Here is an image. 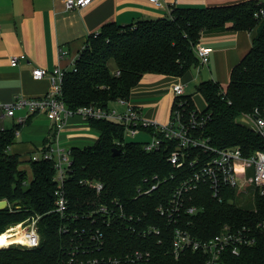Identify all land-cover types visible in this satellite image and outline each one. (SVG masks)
Wrapping results in <instances>:
<instances>
[{
	"label": "trees",
	"instance_id": "16d2710c",
	"mask_svg": "<svg viewBox=\"0 0 264 264\" xmlns=\"http://www.w3.org/2000/svg\"><path fill=\"white\" fill-rule=\"evenodd\" d=\"M261 7L264 4L255 2L196 8L175 6L169 17L161 19L124 26L106 23L98 33L88 36L75 60V68L65 75L64 101L72 109L89 104L108 107L118 98L129 99L132 87L145 74L181 77L193 65H198L200 58L195 47L204 33L223 29L255 30L252 46L233 67L226 88L212 79L202 81L198 92L203 95L206 108L198 110L194 100L184 94L175 97L171 117L179 111L188 121L196 112L204 121L202 128L194 130L209 138L212 145L240 146L245 155L264 151V136L244 120L264 108V17H255ZM90 122L100 131L99 138L93 145L72 148L71 171L64 189L71 212L106 203L116 213L117 218L106 229L101 225L105 235L98 253L122 255L140 249L151 253L150 261L145 264H204L207 254L203 251L187 250L180 258L174 257L172 231L176 226L189 230L199 239H209L220 233L226 223L255 228L264 220V195L259 190L255 192V207L249 209L230 201L235 196L234 188H224L220 198L214 196L208 184L202 183L186 195L180 219L169 223L166 216L160 215L158 207L168 206L187 175L185 169L176 168L169 161L176 141L165 139L155 127L142 128L163 139L158 150H147V141L129 140L122 124L106 119H90ZM16 131V128L0 131V200L9 202L7 208L0 210V235L9 227L39 215L41 243L34 248L16 244L1 247L0 264H58L68 258L76 245L88 247L92 252L95 248L88 236L93 224L88 220L84 221L85 226L67 222L53 211L57 188L53 161L29 159L33 179L27 180V170L22 166L26 161L10 152V147L17 142ZM114 148L121 149V153L114 155ZM82 179L101 181L104 188L99 193L82 184ZM155 184V189L145 192ZM193 205L199 210L191 214L188 208ZM100 220L99 225L104 223ZM65 223L69 224L68 232L60 230ZM82 228L86 230L83 232ZM154 228L161 230L160 237ZM80 233L85 238L82 244H79ZM258 235L255 244L241 247L240 255L228 252V262L264 264V238L260 232Z\"/></svg>",
	"mask_w": 264,
	"mask_h": 264
},
{
	"label": "built area",
	"instance_id": "2783aa9c",
	"mask_svg": "<svg viewBox=\"0 0 264 264\" xmlns=\"http://www.w3.org/2000/svg\"><path fill=\"white\" fill-rule=\"evenodd\" d=\"M68 8H83L90 4L93 0H65ZM151 3L161 6L164 0H149ZM171 8L170 12L172 11ZM255 17L260 19L264 17V7L255 12ZM1 30V24H0ZM196 53L202 64H208L210 61L213 48L198 43L195 47ZM67 51L61 50L60 57L63 58ZM27 55H13L10 58L12 66H17L20 60H26ZM75 68V61L72 63V69ZM71 70V69H70ZM69 70L61 66H57L53 70L43 67H37L33 70V76L36 79L49 77L52 86L45 94L26 98L15 96L12 102L4 103L0 101V110H6L7 115L13 116L15 109L27 108L28 114L43 113L55 126L54 141L56 144H50L47 147L35 151L30 155V160L53 161L56 170L55 181L57 188L54 192L56 197L55 209L53 210L67 222L80 223L85 226L90 221L94 228L90 230L92 233L88 236V241L95 248L90 252L88 247L76 245L69 252L66 260L62 259L58 264H145L150 261L151 253L140 249L128 251L122 255H107L98 253L102 250L105 232L101 225H109L112 219L116 217L114 210H110L106 203H100V206L94 209L79 210V212L70 211V202L64 189L68 172L71 171L72 164V148H66L58 143L60 131L65 127L69 117L80 115L90 119H106L115 123L124 125L126 136H134L142 131V128L155 127L164 134V138L176 141V149L169 155V161L176 167L185 169L187 175H184L183 182L176 189L168 206L160 205L158 211L161 216H166L169 223H176L180 219L182 208L190 191L195 190L200 184L205 183L210 186L214 196L220 197L223 189L238 187L237 167L243 170L244 183L253 184L261 195H264V151L255 150L250 155H245L240 146L216 147L211 144L209 138L197 134L202 128L204 117L199 116L196 112L190 115L189 120L183 119V114L176 111L171 117L169 123L160 124L156 121L148 120L141 115L140 109L132 104L127 98H118L116 103L124 106V110L118 109L116 106L108 107L97 104H89L80 106L76 109L70 108L63 98V84L65 75ZM120 74V71H117ZM175 97L185 94V86L179 82L173 86ZM183 102L178 104L181 107ZM257 116V117H255ZM247 123L252 125L257 132L264 136V108L257 111L256 115L245 117ZM244 119V120H245ZM27 117L19 118V124L25 123ZM6 130L0 126V131ZM18 136L19 132L16 131ZM163 139L153 136V139L147 141L145 149L158 150L162 145ZM196 152L193 157L191 153ZM253 170V175L248 174V170ZM174 177V175H172ZM157 178V175L154 177ZM80 182L97 192H101L104 184L98 180L82 179ZM157 184L153 185L146 193L155 189ZM198 207L191 206L188 212L193 214L198 211ZM121 216L118 214V217ZM98 218H101L100 223ZM117 218V217H116ZM40 216H33L27 220L17 223L9 227L4 233H8L12 242L8 245H20L23 248H34L40 245L41 235L38 230V220ZM178 224V223H177ZM63 232L69 231V224L65 223L60 228ZM78 230V229H76ZM83 232L86 230L82 228ZM151 232V231H150ZM155 234L160 237L162 232L160 229L154 228ZM264 238V220L260 221L255 228L246 225L237 226L236 224L226 223L220 233L209 239H199L195 237L189 230L176 226L172 231V252L175 258L180 256L187 250L203 251L207 254L204 264H230L227 260V253L230 255H240L241 247L253 245L257 242L258 233ZM11 235V236H10ZM84 237L80 233V243L84 241ZM162 239H159L161 241ZM73 246V243H72ZM7 247V246H4Z\"/></svg>",
	"mask_w": 264,
	"mask_h": 264
},
{
	"label": "crops",
	"instance_id": "0c3cea01",
	"mask_svg": "<svg viewBox=\"0 0 264 264\" xmlns=\"http://www.w3.org/2000/svg\"><path fill=\"white\" fill-rule=\"evenodd\" d=\"M249 2L264 4V0H164L161 6H157L149 0H93L83 8H68L65 0H0V101L9 103L15 96L33 98L48 92L51 79H36L33 70L37 67L53 70L57 66L72 69V63L83 50L88 36L98 33L106 23L116 22L124 26L161 19L169 17L175 6L196 8ZM254 34L255 30L233 29L204 33L199 43L212 47L213 52L208 64L198 63L199 66H208L210 72V75L203 73L202 81L210 77L226 88L233 67L250 50ZM61 50L67 51L63 58L60 57ZM21 54H26L27 59L12 66L11 56ZM179 82L184 84L188 95L187 82L182 77L145 74L139 81L141 86L132 91L129 100L140 109L144 118L167 124L175 101L174 98L171 103L175 95L173 86ZM110 105L124 110V106L115 101ZM25 117L26 122L19 124L18 119ZM0 126L18 130L17 142L10 147V152L18 154L26 164H29L27 161L33 152L57 143L53 122L43 113L28 114L27 108L15 109L13 116L7 115L5 109L0 110ZM97 132L100 135L90 120L74 115L60 131L58 143L64 137L60 143L63 147L88 146V141L95 143L98 139ZM142 132L153 139L150 132Z\"/></svg>",
	"mask_w": 264,
	"mask_h": 264
},
{
	"label": "rangeland",
	"instance_id": "374dc122",
	"mask_svg": "<svg viewBox=\"0 0 264 264\" xmlns=\"http://www.w3.org/2000/svg\"><path fill=\"white\" fill-rule=\"evenodd\" d=\"M203 73H208L210 75V72L208 70V66H202V65H193L185 75L181 76L182 79H184L185 82H187V93L188 95L194 100L195 107L202 111L203 109L206 108V101L203 97V95L198 92V85L200 82L204 79L202 78ZM207 79V78H206ZM210 79V77H208ZM141 85L137 83L135 86L132 87L130 96L133 95V90L135 91L137 88H139ZM171 98V97H170ZM175 98V95L171 98V103H173ZM117 104V103H116ZM147 112L149 110H146ZM150 120V118L148 119ZM153 121V119H151ZM62 136V135H61ZM96 137L99 138V133H96ZM96 138V139H97ZM129 140L133 141H145V140H152V138L145 132L138 133L137 135L134 136H127ZM95 139V140H96ZM64 141V137H61V142ZM60 142V143H61ZM90 141L87 142V145H93L94 141H92L90 144ZM62 144V143H61ZM73 144L77 145L75 142ZM81 145V144H80ZM22 166L24 169L27 170V180L32 181L33 179V170L30 164H26V162H23ZM237 173H238V187L235 189V196L234 199H231L230 201L237 204L238 206L244 207V208H254L256 205L255 201V192L256 188L253 184H247L244 183L243 180V170L241 167H237ZM248 174L251 176L253 175V170L249 169ZM17 246V245H16ZM20 246V245H19ZM21 247V246H20Z\"/></svg>",
	"mask_w": 264,
	"mask_h": 264
},
{
	"label": "water",
	"instance_id": "95a60500",
	"mask_svg": "<svg viewBox=\"0 0 264 264\" xmlns=\"http://www.w3.org/2000/svg\"><path fill=\"white\" fill-rule=\"evenodd\" d=\"M255 117H257V116H255ZM244 119H245V118H244ZM245 121L247 122L246 119H245ZM120 153H121V149L114 148V150H113V154H114V155H119ZM8 205H9L8 200H6V199L0 200V210H3V209H5V208H7Z\"/></svg>",
	"mask_w": 264,
	"mask_h": 264
},
{
	"label": "bare ground",
	"instance_id": "6f19581e",
	"mask_svg": "<svg viewBox=\"0 0 264 264\" xmlns=\"http://www.w3.org/2000/svg\"><path fill=\"white\" fill-rule=\"evenodd\" d=\"M11 242H12V239L9 238V235L7 232L0 235V248L4 246H8Z\"/></svg>",
	"mask_w": 264,
	"mask_h": 264
}]
</instances>
